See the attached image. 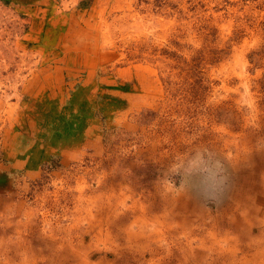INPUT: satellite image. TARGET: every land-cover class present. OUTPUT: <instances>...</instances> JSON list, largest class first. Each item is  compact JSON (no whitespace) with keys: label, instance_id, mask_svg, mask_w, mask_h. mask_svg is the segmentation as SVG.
<instances>
[{"label":"rangeland","instance_id":"374dc122","mask_svg":"<svg viewBox=\"0 0 264 264\" xmlns=\"http://www.w3.org/2000/svg\"><path fill=\"white\" fill-rule=\"evenodd\" d=\"M51 1L0 0V264H252L264 0Z\"/></svg>","mask_w":264,"mask_h":264},{"label":"bare ground","instance_id":"6f19581e","mask_svg":"<svg viewBox=\"0 0 264 264\" xmlns=\"http://www.w3.org/2000/svg\"><path fill=\"white\" fill-rule=\"evenodd\" d=\"M264 168V167H263ZM261 171V170H260ZM254 175V174H253ZM247 176V175H246ZM235 178V177H234ZM262 183H264V180H262ZM251 184V183H250ZM249 184V185H250ZM252 186V185H251ZM246 188V187H245ZM251 189V188H250ZM246 191V190H245ZM250 191V190H249ZM238 195V194H237ZM243 197H244V200H248V201H250L251 200V198L252 199H255L254 198V194L251 196H245L244 194H243ZM236 199L237 200H239V195L238 196H236ZM257 196H256V201H257ZM241 202H242V200H241ZM263 207H264V197H261L260 199H259V201H258ZM246 207H248V208H250V206H253L252 207V209L253 210H255V212L256 211H258V209L260 208V207H256L255 205H254V202H253V204H246L245 205ZM231 209V208H230ZM252 209H249V211H246L244 214H243V216H241V217H243V219H244V221H245V225H248L246 228H244V229H242L241 230V232L238 230V232L237 231H235L236 232V236L235 237H226L225 239H233V240H235V243H229L228 242V245L227 246H229L228 247V249H227V252H228V254L230 255V257H234L235 259L237 258L239 261L241 260L240 258H238L237 256H236V254H235V252L237 251H235V245H239V243L238 242H240V240L242 241V240H244V241H247V244L248 245H253V244H249L248 243V240L251 238V232H252V227H253V225L258 221V222H260L259 224H263L264 223V210L261 212V217H259V216H257V214H253L252 213ZM252 213V214H251ZM207 214V213H206ZM260 214V213H259ZM224 217V216H223ZM226 222V221H225ZM239 224V223H238ZM233 227H239L238 225H235V226H233ZM262 231L264 230V227L263 228H261V227H259ZM233 229V228H232ZM264 232V231H263ZM184 233V232H183ZM244 236V237H243ZM191 237V236H190ZM261 239V238H260ZM221 242L222 243V240L221 239H219V238H216V237H214V241H213V247L215 246V244H216V246L215 247H219V248H221V247H223V246H221L220 244H219V242ZM230 241V240H229ZM251 241V240H250ZM224 240H223V244H224ZM255 243H257V244H254V245H258L259 244V242H255ZM260 243H261V241H260ZM243 245V244H242ZM246 245V244H245ZM246 247H247V245H246ZM252 247V246H251ZM210 248L212 249V251H213V249L214 248H212V246H210ZM240 248V247H239ZM239 248H238V250H239ZM250 248V247H249ZM248 248V249H249ZM235 252H234V251ZM211 253V252H210ZM257 254V256H255L254 255V257L253 258H250L251 260H252V264H264V250L261 252V253H259V252H257L256 253ZM219 255V254H218ZM206 256H208V255H206ZM246 256V255H245ZM244 261V263H246V259H244L243 260ZM152 262V261H151ZM236 263H238V264H240V262H237L236 261Z\"/></svg>","mask_w":264,"mask_h":264},{"label":"crops","instance_id":"0c3cea01","mask_svg":"<svg viewBox=\"0 0 264 264\" xmlns=\"http://www.w3.org/2000/svg\"><path fill=\"white\" fill-rule=\"evenodd\" d=\"M12 1L15 5H18V6L19 5H25V6H27V8L32 9V10H33V8H35L34 12H36L37 15H41V17H43L44 21H46V16L49 14V12L51 11V7H52V1L51 0H12ZM34 12H32V13H34ZM43 20H40V21L42 22ZM98 85H99V88L101 89L102 83L97 82V86ZM46 145L45 144L40 145L37 152L41 153L43 150H46L47 149ZM38 153H36L34 155V159L37 158L36 156ZM30 157H32V155ZM28 162L29 163H27L28 165L26 166L27 168L35 165V161L33 159H30Z\"/></svg>","mask_w":264,"mask_h":264},{"label":"clouds","instance_id":"9594fccd","mask_svg":"<svg viewBox=\"0 0 264 264\" xmlns=\"http://www.w3.org/2000/svg\"><path fill=\"white\" fill-rule=\"evenodd\" d=\"M219 183H222V181L221 182H218V185L217 186H219Z\"/></svg>","mask_w":264,"mask_h":264}]
</instances>
